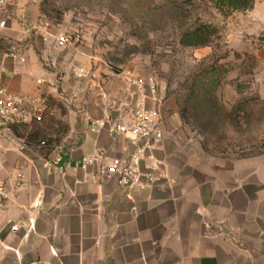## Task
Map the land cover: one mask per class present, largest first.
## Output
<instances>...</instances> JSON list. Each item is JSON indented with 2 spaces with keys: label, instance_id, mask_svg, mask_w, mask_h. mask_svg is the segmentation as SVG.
Masks as SVG:
<instances>
[{
  "label": "crops",
  "instance_id": "1",
  "mask_svg": "<svg viewBox=\"0 0 264 264\" xmlns=\"http://www.w3.org/2000/svg\"><path fill=\"white\" fill-rule=\"evenodd\" d=\"M3 1L7 13L0 20L7 27L0 33L7 34L20 10ZM245 33L251 48L260 44L264 65V3L246 13ZM39 47L40 57L0 54V84L15 94L42 98L46 92L64 101L68 132L48 155L21 140L4 143L0 180L7 182L8 199L0 200V264H264V156H179L166 131L154 155L169 182L128 193L114 180L93 181L79 168L84 157L111 160L130 150L125 139L93 125L104 119L100 86L118 104L113 117L122 116L121 104L131 99L128 73L99 67L93 82L78 79L80 69L91 68L78 58L58 60L49 42ZM260 94L264 100V77ZM144 96L151 107L147 89ZM59 157L65 174L45 167Z\"/></svg>",
  "mask_w": 264,
  "mask_h": 264
},
{
  "label": "rangeland",
  "instance_id": "2",
  "mask_svg": "<svg viewBox=\"0 0 264 264\" xmlns=\"http://www.w3.org/2000/svg\"><path fill=\"white\" fill-rule=\"evenodd\" d=\"M10 1L20 12H14L12 32L0 33L3 57L13 51L40 57L39 44L49 42L58 60L72 58V64L78 58L91 68L87 81H94L99 67L154 78L165 98L164 130L179 156L231 161L264 156V65L260 44L251 48L245 33L246 13L264 0H249L247 10L235 9L234 0ZM61 34L71 38L65 49L56 47ZM203 39L206 46L190 44ZM61 77L56 75L60 83ZM42 98L43 127L50 126L56 145L63 143L64 101L46 92Z\"/></svg>",
  "mask_w": 264,
  "mask_h": 264
},
{
  "label": "built area",
  "instance_id": "3",
  "mask_svg": "<svg viewBox=\"0 0 264 264\" xmlns=\"http://www.w3.org/2000/svg\"><path fill=\"white\" fill-rule=\"evenodd\" d=\"M6 7L0 0V15H5ZM7 27L6 18L0 20V29ZM49 28V25H46ZM56 47L65 49L71 44V38L66 34L57 35ZM18 59L13 51L9 55ZM20 62H24L20 59ZM78 79L90 77V72L80 69L76 73ZM92 80V79H90ZM126 91L131 99L120 106L122 116L114 118L113 110L118 105L115 99L101 86L100 93L104 105V119L94 122V131L107 130L114 139L123 138L129 145V152L119 158L107 160L104 156H86L79 162V168L93 180L104 182L115 181L117 186L132 193L146 187H153L161 181H170L169 174L162 162L156 159L154 152L165 139L164 119L162 109L165 98L160 93L158 82L154 78L143 79L139 75L128 73L125 77ZM146 89L152 106H148L144 96ZM44 100L36 96L15 94L0 84V160L5 142H16L14 128L40 121L45 114ZM128 119V122H126ZM45 147V143L41 144ZM1 164V161H0ZM45 167L65 174L66 169L61 157L45 162ZM8 199L7 182L0 180V200ZM18 226L12 227L16 231Z\"/></svg>",
  "mask_w": 264,
  "mask_h": 264
},
{
  "label": "trees",
  "instance_id": "4",
  "mask_svg": "<svg viewBox=\"0 0 264 264\" xmlns=\"http://www.w3.org/2000/svg\"><path fill=\"white\" fill-rule=\"evenodd\" d=\"M233 6L235 9H251L249 0H234ZM193 39L197 37V34H194ZM201 38V37H200ZM190 42V41H188ZM192 42V41H191ZM192 46H206L208 44L207 39H203L201 41H195L190 43ZM211 103L210 101H207ZM212 105V104H211ZM45 117L46 114H44L43 118L40 121H33L29 125H23L19 127H15L14 134L17 137L18 140L24 141V144L28 147H33L35 149H39V151L42 154L48 155L51 153L54 148L58 145L55 144V141L53 140V137H51L53 134L49 131L50 126L44 128L43 125L45 123ZM51 133V135H50ZM35 140H39V142H35ZM60 141V140H59ZM45 143V147H42L41 144Z\"/></svg>",
  "mask_w": 264,
  "mask_h": 264
}]
</instances>
